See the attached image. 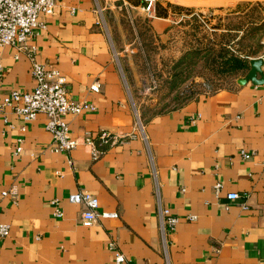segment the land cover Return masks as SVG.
Returning a JSON list of instances; mask_svg holds the SVG:
<instances>
[{
	"label": "crops",
	"instance_id": "crops-1",
	"mask_svg": "<svg viewBox=\"0 0 264 264\" xmlns=\"http://www.w3.org/2000/svg\"><path fill=\"white\" fill-rule=\"evenodd\" d=\"M55 1L51 16L38 17L45 28L35 30L32 59L0 48V100L11 90L33 88L29 70L35 61L63 76L68 96L91 109L65 118L69 138L79 143L67 154L51 151L43 115L24 123L7 108L0 114V193L12 189L16 195L15 202L0 196V223L9 226L0 238V264H114L115 253L128 264H264V50L253 58L261 62L257 83L238 84L246 74L171 111L139 115L145 145L134 129L137 108L101 30L104 3ZM170 5L147 20L160 40L170 22ZM235 5L211 9L239 15ZM94 82L96 93L89 90ZM100 132L123 139L99 147L102 154L92 161L80 142L86 133ZM241 151L250 157L242 159ZM151 164L161 205L177 219L167 238V262ZM79 190L96 197L98 212L116 217L82 226L83 207L67 202ZM230 192L238 198L226 200ZM53 200L61 217L53 215Z\"/></svg>",
	"mask_w": 264,
	"mask_h": 264
},
{
	"label": "built area",
	"instance_id": "built-area-1",
	"mask_svg": "<svg viewBox=\"0 0 264 264\" xmlns=\"http://www.w3.org/2000/svg\"><path fill=\"white\" fill-rule=\"evenodd\" d=\"M107 0H103L105 4ZM118 2L123 8H135L145 18L155 17V8L162 0H135L137 4H132V0H110ZM109 1V2H110ZM164 1V0H163ZM110 2V3H111ZM56 7L55 0H0V48L7 46L32 59L34 48L30 45L32 38L36 35V29H44L43 21H38V17H49ZM98 14L101 8L96 6ZM73 12V9L70 10ZM192 16L199 18L197 12H192ZM201 21V20H200ZM30 77L33 81V88L30 91L11 90L0 100V114L7 108L11 110L22 122L27 123L34 120L35 116L41 114L45 117V129L51 136L50 149L54 153L67 154L78 145V141L70 139L68 135V124L65 120L67 116H76L82 111L91 109V105L86 102H78L68 96L66 82L63 76L53 70H48L42 64L32 61L30 64ZM99 85L94 82L89 86L91 92H98ZM134 129L139 134L141 140L146 145L144 127L136 110L133 109ZM3 121H5L3 119ZM20 131H24L21 127ZM123 138L117 137L108 132H100L97 136L86 133L81 145L87 148L92 161L97 160L102 154L99 147L103 145H114ZM22 138L16 139L14 152H20ZM147 147V146H146ZM147 149V148H146ZM148 150V149H147ZM242 159H248L250 154L240 152ZM151 175L154 178L155 195V215L158 222V232L162 243L164 259L167 262V238L174 230L177 219L161 205L157 183L155 181V171L153 165L150 166ZM218 185L214 186L217 192ZM2 197H8L11 202L16 201V195L12 189L0 193ZM238 198L235 192L225 195V199L233 201ZM67 202L72 205L83 207L79 214V222L84 227L94 225L98 218H115V213L98 212V202L96 197L90 193L79 190L67 196ZM53 215L61 217L56 201L51 202ZM192 220L193 218H188ZM9 233V226L0 223V238L6 237ZM111 243L109 246L111 247ZM114 264H128L121 253H115Z\"/></svg>",
	"mask_w": 264,
	"mask_h": 264
},
{
	"label": "rangeland",
	"instance_id": "rangeland-1",
	"mask_svg": "<svg viewBox=\"0 0 264 264\" xmlns=\"http://www.w3.org/2000/svg\"><path fill=\"white\" fill-rule=\"evenodd\" d=\"M109 1L104 4L106 10L103 11L101 19V30L111 52H114V62L119 69L128 98L137 108L138 115L143 118L171 111L184 101L205 92L202 85L206 78L203 75L205 71L200 69L202 63L194 66L190 72L192 77L172 93H167L164 88V71L191 44H197L198 40L213 39L214 35L220 34L228 24L238 25L240 22L239 15L213 12L216 9H211V6L233 2L236 4L233 8L239 12H242L247 4L255 2H261L264 7V0H162L156 6L155 13L162 15L168 4H171V16L166 35L160 40L149 26L148 19L138 11L123 8L118 2L111 1L119 8H108L111 6ZM98 3L102 6L103 0H98ZM191 12H197L199 18L188 17ZM232 12L233 10L230 11ZM262 28L252 40L242 41L244 32L237 33V41L234 40L231 48L236 51L244 50L248 46L250 52L257 48L259 52L263 51L264 45L259 48L257 44L261 40L264 41V25Z\"/></svg>",
	"mask_w": 264,
	"mask_h": 264
},
{
	"label": "trees",
	"instance_id": "trees-1",
	"mask_svg": "<svg viewBox=\"0 0 264 264\" xmlns=\"http://www.w3.org/2000/svg\"><path fill=\"white\" fill-rule=\"evenodd\" d=\"M257 9L261 11H256ZM262 13L264 14V7L261 2L247 4L239 14L238 25L228 24L220 34L214 35L213 39L198 40L197 44L188 46L164 71V88L167 93L176 91L190 79L192 68L199 62L202 63L200 69L205 71L203 75L206 77L202 83L205 92L201 95L227 88L235 79L245 76L254 61L253 58L259 52L258 48L250 52L246 46L244 50L239 49L236 52L231 47L237 38L236 34L241 31L244 32L242 41L257 37V32L262 30L264 25ZM257 44L259 48L262 47L260 43Z\"/></svg>",
	"mask_w": 264,
	"mask_h": 264
},
{
	"label": "water",
	"instance_id": "water-1",
	"mask_svg": "<svg viewBox=\"0 0 264 264\" xmlns=\"http://www.w3.org/2000/svg\"><path fill=\"white\" fill-rule=\"evenodd\" d=\"M261 65V62L259 59H255L250 64V70L246 75V79L238 80V84H244L246 80H250L252 83H257L254 79L256 72H258V69Z\"/></svg>",
	"mask_w": 264,
	"mask_h": 264
}]
</instances>
